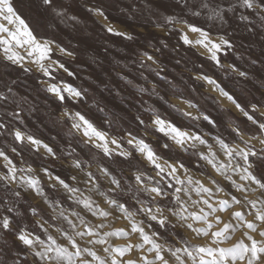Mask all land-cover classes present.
I'll list each match as a JSON object with an SVG mask.
<instances>
[{
	"label": "snow or ice",
	"instance_id": "6c2138e0",
	"mask_svg": "<svg viewBox=\"0 0 264 264\" xmlns=\"http://www.w3.org/2000/svg\"><path fill=\"white\" fill-rule=\"evenodd\" d=\"M132 7L155 16L166 36L155 38L160 47L151 45L154 52L143 51L131 68L124 65L116 73L123 89L105 85L121 108L69 79L80 78L72 65L79 68L83 57L84 63H96L89 52L99 54L84 35L85 16L111 38L131 44L137 37L129 28H114L105 8L92 0H0V233L23 245L19 251L31 255V264H264V103L242 104L200 65L191 79L210 86L245 118L243 127L222 125L169 80L159 59L169 47L167 37L175 34L180 46L224 79L249 78L233 62L243 59V38L238 44L236 29L229 28L234 17L238 24L247 22L243 30L264 43V0H144ZM33 9L34 22L22 14ZM184 12L204 19L193 22ZM144 71L186 108L165 99L157 83H138H150ZM259 83L264 88V78ZM136 93L155 96L190 123L145 107ZM206 99L229 112L216 97ZM49 101L59 109L50 122L70 138L66 145L54 147L28 129L29 118L41 111L38 102L51 107ZM133 101L140 105L135 130L121 127ZM201 121L212 131L205 133ZM57 163L60 173L52 166ZM117 221L125 223L113 227ZM112 237L125 242L114 244Z\"/></svg>",
	"mask_w": 264,
	"mask_h": 264
},
{
	"label": "rangeland",
	"instance_id": "374dc122",
	"mask_svg": "<svg viewBox=\"0 0 264 264\" xmlns=\"http://www.w3.org/2000/svg\"><path fill=\"white\" fill-rule=\"evenodd\" d=\"M19 2L20 0H16L17 4H19ZM92 3L101 4L105 8L113 26L118 29L129 28L130 34L136 36L137 39L129 44L127 41H120L118 39L111 38L109 34H106L100 28L99 24H93L92 18L85 16V23L83 25L85 28L84 35L86 37H90L91 40L95 42V47L98 49L99 54L93 51L89 52L90 56L95 57L96 63H84V61L87 60V57H83L81 60L76 62L80 65L79 68L72 65V70L79 72L80 78L74 80L69 79V82L87 88L89 95L95 94L98 99L101 95H103V97L108 99L109 103L119 104L121 108H124V105L120 103L119 98L112 100L111 97H109V93L106 91L105 85L114 86L119 83L120 87L123 89V82L119 81V77H117L116 73L119 72L121 67L124 65H128V68H131V60L138 59L143 51L147 50L150 53L154 52V48L151 45H155L156 48L160 47V44L155 38H165L166 34L160 32L156 28V17L152 16L150 12L137 11L136 7L129 8V5H138L144 3V0H92ZM175 11L179 13L178 9ZM244 11V9H240L241 13ZM22 14L25 18L31 19L33 22L35 21L36 11L34 9L31 11L25 10ZM182 15L185 18L193 20V22H202L204 19V17L193 18L188 12H184ZM236 15L238 16L239 13ZM229 16H233V13H229ZM256 22L259 24L258 20ZM245 23L247 22H239L238 24L237 19L234 17L231 21V28H229V31L236 29L238 44L241 41V38H243V47H238V51L242 53L243 59L240 60L233 57V62H236L242 70H247L249 72V78L247 79L236 76H233L231 80L224 79V73L214 69L210 63L205 62L202 58L197 57L192 52L186 51L185 47L180 46L178 44V37L175 34L167 37L166 42L169 47L164 50V54H158L159 59L163 61L165 71L170 74L169 80H173L179 84L184 92L191 96L194 102L200 104L213 118L218 119L222 125L225 126L229 122H233L238 123L243 127L245 118L229 103H224L222 99L219 98L217 93L211 91L210 86L195 82L191 79V77L199 71L200 65H203V70L209 74H214L215 78L228 85L229 90L233 92L242 104L248 106L251 103H264V88H261L259 83V81L264 78V63H262L264 62V53L261 51V49L264 48V43H262L260 35H251L243 30ZM180 26L181 25L179 24L176 25L177 28ZM149 41L151 44H149ZM105 48L108 49L107 54L104 52ZM174 48L178 49V51L173 50ZM176 60H181V64L179 66H176ZM251 60H257V63L252 65ZM185 64H187V67H185ZM138 67L139 66L137 65V68ZM128 68L124 69L125 72L128 71ZM132 74L136 75L135 69L132 70ZM144 74L145 76H148L150 83H146L142 79L139 80L138 83L149 88L151 87V83H157L159 85L158 90L161 95L165 96V99L170 100L171 102L180 103L176 100L175 96L167 90L166 85L159 84V78L154 79L148 71H144ZM28 84L32 85L33 81L28 80ZM233 84L235 87H231ZM193 89H195V91H193ZM208 95L219 99L220 103L225 108L229 109V112H220L212 100L206 99ZM136 99L146 101L147 104L145 107L147 105H152L157 110L178 123H183L185 125L190 123V121L182 118L179 114L172 112L168 108V105L157 101L155 96L149 97L147 93H136ZM49 104L51 107L38 102L37 106L41 109V111L35 116L29 118L30 122L28 123V129L35 132L37 135L42 136L46 142H49L54 147L66 145L71 142L70 138L66 137L64 132H61L57 126L50 122L52 117L58 113L59 109L51 101H49ZM180 105L181 103L179 106ZM88 106L91 107V104ZM139 110V104H135L134 101L128 103V107L125 109L126 115H124L121 120V127L132 128L135 130L136 125L134 117L138 114ZM191 111L195 113V110L191 109ZM140 114L141 118L146 122L150 121L149 114ZM200 126L205 133L212 131L202 121L200 122ZM216 131L223 132V127L217 129ZM225 135L227 134L225 133ZM50 136H55L56 141L53 142L49 140ZM8 140L9 143H11V138H8ZM77 151H79V149ZM65 163H67V161H65ZM52 166L58 173L62 172L59 163ZM113 167H115V165H113ZM85 194L87 195V192H85ZM28 200L31 203H39L38 199H34L31 196L28 197ZM71 203V201H68L64 207L67 208ZM21 207L26 208L27 205L22 204ZM41 207H43L42 204ZM28 216L30 217L31 213H28ZM93 219L99 220L100 218L97 217ZM124 223V221H117L113 224V227H121ZM52 231L53 234H55V230L52 229ZM236 235L239 236V232H237ZM133 239H135V237ZM200 240H202V238H198L194 242H200ZM111 242L114 244H123L125 239L123 237H112ZM22 248L23 245H19L13 236L0 233V260L12 261L18 258L22 264H24L25 261H27L28 264H31V255L26 252L19 251V249Z\"/></svg>",
	"mask_w": 264,
	"mask_h": 264
},
{
	"label": "bare ground",
	"instance_id": "6f19581e",
	"mask_svg": "<svg viewBox=\"0 0 264 264\" xmlns=\"http://www.w3.org/2000/svg\"><path fill=\"white\" fill-rule=\"evenodd\" d=\"M113 26V25H112ZM114 28H117V27H115V26H113ZM118 29V28H117ZM218 95V94H217ZM222 101L224 102V103H229V102H227L226 100H223L222 99ZM180 104V103H179ZM182 108H186V106L184 105V104H182L181 103V105H180ZM188 110H190L191 111V109H188Z\"/></svg>",
	"mask_w": 264,
	"mask_h": 264
}]
</instances>
